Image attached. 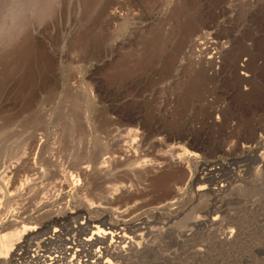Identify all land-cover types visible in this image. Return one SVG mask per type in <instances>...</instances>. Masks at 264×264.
<instances>
[{"label":"rangeland","instance_id":"1","mask_svg":"<svg viewBox=\"0 0 264 264\" xmlns=\"http://www.w3.org/2000/svg\"><path fill=\"white\" fill-rule=\"evenodd\" d=\"M86 219L142 227L115 264H264V0H0V241Z\"/></svg>","mask_w":264,"mask_h":264},{"label":"bare ground","instance_id":"2","mask_svg":"<svg viewBox=\"0 0 264 264\" xmlns=\"http://www.w3.org/2000/svg\"><path fill=\"white\" fill-rule=\"evenodd\" d=\"M36 146V144H35ZM33 146V147H35ZM39 148V145H37V149ZM39 150V149H38ZM37 150V151H38ZM33 151L31 150V153ZM35 152H36V149H35ZM34 152V153H35ZM39 152V151H38ZM37 152V153H38ZM41 152V151H40ZM39 152V153H40ZM27 155L28 152H26ZM25 153V155H26ZM38 154H35V155H39ZM42 153V152H41ZM34 155V154H33ZM32 155V156H33ZM31 156V158H32ZM41 156V155H40ZM27 157V156H26ZM55 157V156H54ZM34 158V157H33ZM53 158V157H52ZM51 159V158H50ZM30 160V158H29ZM35 161V160H34ZM33 161V162H34ZM35 164V163H34ZM72 164V163H71ZM32 165V164H31ZM35 166V165H34ZM37 166V165H36ZM83 167V166H82ZM33 168V167H31ZM37 169V168H35ZM34 169V170H35ZM33 171V170H32ZM36 171V170H35ZM64 171V170H63ZM84 171V170H82ZM37 172V171H36ZM86 172V171H84ZM83 172V174H84ZM81 173V172H80ZM87 174V173H85ZM67 175V174H66ZM65 174H63V176H66ZM69 175V174H68ZM64 178V177H63ZM65 179V178H64ZM67 179V177H66ZM69 179V178H68ZM63 180V179H62ZM61 181V180H60ZM59 181V182H60ZM65 182V181H64ZM69 182V180L67 181ZM181 189V188H180ZM179 188L176 189V190H180ZM180 192V191H179ZM175 193V192H174ZM175 195V194H174ZM178 194L176 193V196ZM175 196V197H176ZM205 206V205H204ZM209 206V205H208ZM204 208V207H203ZM57 210V209H56ZM59 210V209H58ZM228 212V211H227ZM56 213V211H55ZM60 213H62V211H60ZM58 213V215L60 214ZM64 213V212H63ZM66 213V212H65ZM68 213V212H67ZM210 213H213V212H210ZM220 213V212H219ZM207 214V213H206ZM61 215V214H60ZM69 215V214H68ZM215 215V214H214ZM51 216H57V215H51ZM198 216V214H197ZM211 216V214H210ZM58 217V216H57ZM68 217V216H67ZM202 217V216H201ZM207 217V215H206ZM209 217V216H208ZM213 217V216H211ZM219 216H215L213 218L210 219V221L214 222L215 218ZM52 218V217H51ZM54 218V217H53ZM60 218V217H59ZM193 218V217H192ZM195 218V217H194ZM62 219V218H61ZM58 220V219H57ZM65 220V219H63ZM202 220V219H201ZM101 221V220H100ZM195 221V220H194ZM58 222V221H57ZM56 222V223H57ZM92 222H95V224H93ZM105 222V221H104ZM23 223V222H22ZM52 223V222H51ZM108 223V222H106ZM125 226H127L126 229H129L128 231L125 229V226L122 228L120 227L119 225L120 224H110L108 227L106 226V228H102L100 225H98L99 223L96 224V220L93 219V220H90V219H86L85 221H82L78 224H72L71 226H64V228H52L51 231H49L51 234H46L45 237H43L40 241H33V237H28L26 238L24 241H26V244L24 243H21L22 241V238L26 237V235L30 234L31 231L34 230V226H29L27 225L26 223H23V224H19L18 221H16L15 225H14V228H12V230H10L8 233V235L10 237H15L16 240H13L14 243H11V240L12 238L10 239H3L2 241H0V257H3V256H7L8 254H11L10 255L11 257L7 258V261L6 263L7 264H16L18 262V259L16 258V255H17V251L19 247H23L24 250H27V251H31L32 250V254H30V256L28 258H26V263L25 264H64L63 262H65V264H115V263H112V261L109 259V258H105V254H103L104 252H106L107 250H109V248H111L110 246H112L114 244V242H116L117 240H114V238H119L120 241L119 242H123L124 245H121V250L120 252H117L115 254H117V256L120 257V254L121 256H124L126 254V251H127V247L130 248V249H140L144 246H146L147 244H144V242L142 240V236L141 235V231L139 232V230L142 228L139 224L137 223H129L125 220V222H123ZM198 223V222H197ZM202 223V222H201ZM218 223V222H217ZM63 224V223H62ZM66 224V222H65ZM68 224V223H67ZM105 224V223H104ZM122 224V223H121ZM195 224V222H194ZM203 224V223H202ZM208 224V223H207ZM196 225V224H195ZM63 226V225H62ZM61 226V227H62ZM228 226V225H227ZM52 227V225H51ZM54 227V226H53ZM56 227V226H55ZM93 227L97 228L95 231L93 230ZM188 227V226H187ZM233 227V226H232ZM231 227V229H227V231H224L221 235L219 233L218 234H215L216 236L218 235V240H220L221 242H232L231 239L232 237L234 236V230L233 228ZM86 230V236L81 238L82 240V243L84 245H90L91 247H94V248H91L90 250V254H88V258H81L83 257L84 255H77L78 253L76 252L79 248L74 246L75 243H73V241L70 240V243H72V245L70 246H63L62 247V255H58V251H57V248H52L50 250H47V251H50L48 252L49 254L46 255L47 251L46 250H43V252H37L36 249H33L34 246H37L39 245L40 243L43 242L46 243V241H50L52 240V238H54V236L56 237H60V235L64 234H70V232L72 231H76V230ZM64 230V231H63ZM82 230V231H83ZM189 230V229H188ZM36 231V230H35ZM34 231V232H35ZM190 231V230H189ZM64 232V233H63ZM215 232V231H214ZM236 232V231H235ZM143 234V232H142ZM183 234V233H182ZM181 234V235H182ZM188 234V233H187ZM180 235V237H182ZM212 235V234H211ZM29 236V235H28ZM176 237V236H175ZM184 237H185V234H184ZM213 237V235H212ZM177 238V237H176ZM216 238V240H217ZM14 239V238H13ZM190 239V238H189ZM46 240V241H45ZM174 240V239H173ZM12 241V242H13ZM23 242V241H22ZM98 243H105V246H99ZM97 245V246H96ZM144 245V246H143ZM216 245V244H215ZM222 245V244H221ZM96 246V247H95ZM117 246V245H116ZM78 248V249H77ZM13 250V251H12ZM53 250V251H51ZM104 250V251H103ZM73 253V254H72ZM78 256L79 258H75V256ZM86 256V255H85ZM68 258V260H67ZM66 260V261H64ZM63 261V262H62Z\"/></svg>","mask_w":264,"mask_h":264},{"label":"built area","instance_id":"3","mask_svg":"<svg viewBox=\"0 0 264 264\" xmlns=\"http://www.w3.org/2000/svg\"><path fill=\"white\" fill-rule=\"evenodd\" d=\"M21 243L26 244V241H23ZM33 249H36V251L37 252L39 251L40 253L43 252V250H44L43 248H41V244L34 246ZM16 251H17L16 258L18 259V262L16 264H25L26 258H28L30 256V254H32V250L31 251L24 250V248L22 246L19 247L18 250H16ZM51 251H53V250H51ZM48 252H50V251H47L46 255L49 254Z\"/></svg>","mask_w":264,"mask_h":264}]
</instances>
